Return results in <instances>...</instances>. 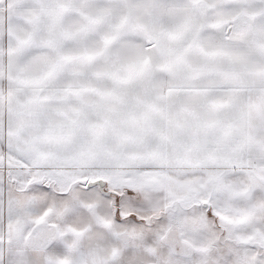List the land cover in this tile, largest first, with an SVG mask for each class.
I'll use <instances>...</instances> for the list:
<instances>
[{
  "label": "snow or ice",
  "instance_id": "6c2138e0",
  "mask_svg": "<svg viewBox=\"0 0 264 264\" xmlns=\"http://www.w3.org/2000/svg\"><path fill=\"white\" fill-rule=\"evenodd\" d=\"M0 264H264V0H0Z\"/></svg>",
  "mask_w": 264,
  "mask_h": 264
}]
</instances>
